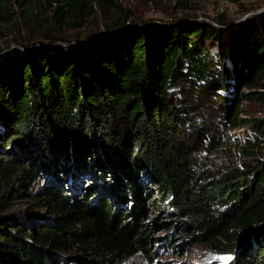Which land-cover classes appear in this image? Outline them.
Segmentation results:
<instances>
[{"label":"trees","instance_id":"16d2710c","mask_svg":"<svg viewBox=\"0 0 264 264\" xmlns=\"http://www.w3.org/2000/svg\"><path fill=\"white\" fill-rule=\"evenodd\" d=\"M119 7L0 0V264H152L165 207L229 264H264V114L242 106L264 107V12L224 30L123 10L67 39ZM20 194L38 211L10 214Z\"/></svg>","mask_w":264,"mask_h":264},{"label":"rangeland","instance_id":"374dc122","mask_svg":"<svg viewBox=\"0 0 264 264\" xmlns=\"http://www.w3.org/2000/svg\"><path fill=\"white\" fill-rule=\"evenodd\" d=\"M120 7L112 12L109 17L104 19L99 15L93 18L81 30L70 32L66 35L67 39H75L77 33H85L93 31L103 22L112 21L113 18L123 17L124 11L128 13L130 18L137 22H151L154 25L161 23H169L172 20L195 19L197 22H211L220 16L226 17L232 23L224 28H236L249 19L254 20L258 25L260 23L261 14L264 12V0H116ZM124 10V11H123ZM240 23L237 24L236 23ZM93 29V30H92ZM1 42V41H0ZM2 43V42H1ZM225 47V43H221L214 48L213 53H218L221 48ZM243 109L247 111L245 117H259L264 114V107L256 102H246ZM231 138V151L235 154L236 162L241 161L240 154L237 153V144L243 145L247 137L251 138L252 133L248 127H240L232 131H228ZM234 145H236L234 147ZM222 159V158H220ZM34 192L35 186H31L29 190ZM24 194V193H23ZM23 194L17 196V201L13 204L10 212L38 211L30 205H26ZM31 209V210H30ZM44 211V210H41ZM155 215H159L160 219L168 224V229L157 227L153 230L152 252L156 254L152 264H229L230 257L228 255L211 253L206 245L197 244L193 241V235L184 230L176 223V219L169 215L168 208L165 207L161 211H155L150 220ZM149 220V221H150ZM155 227V226H153ZM131 263L133 264H149L143 257H135Z\"/></svg>","mask_w":264,"mask_h":264},{"label":"water","instance_id":"95a60500","mask_svg":"<svg viewBox=\"0 0 264 264\" xmlns=\"http://www.w3.org/2000/svg\"><path fill=\"white\" fill-rule=\"evenodd\" d=\"M237 24H240V23L238 22V23H236V25H237Z\"/></svg>","mask_w":264,"mask_h":264}]
</instances>
